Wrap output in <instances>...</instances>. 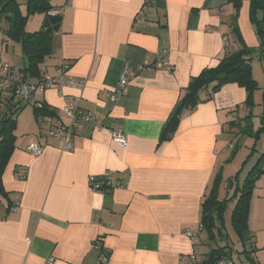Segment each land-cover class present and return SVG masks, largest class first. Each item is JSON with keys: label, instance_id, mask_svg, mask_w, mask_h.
Instances as JSON below:
<instances>
[{"label": "crops", "instance_id": "1", "mask_svg": "<svg viewBox=\"0 0 264 264\" xmlns=\"http://www.w3.org/2000/svg\"><path fill=\"white\" fill-rule=\"evenodd\" d=\"M18 1L21 8L27 3ZM243 1L239 26L246 43L257 47L250 0ZM144 2L52 0L61 22L43 75L56 76L62 63L70 64L71 74L87 82L82 106L98 120L76 130L66 149L62 139L45 134L57 114H36L31 105V114L24 116L27 107L19 114L17 148L4 173L10 198L0 199V264H47L51 257L53 264H189L192 254L202 252L195 247L202 202L228 150L223 139L249 113L245 88L224 85L183 114L171 140L162 142L160 135L191 78L238 46L230 30L234 8L228 0ZM140 12L144 20L136 21ZM39 15L34 30L42 26ZM11 44L5 45L0 30V75L2 63L24 64ZM160 50L174 69L156 67ZM125 66L135 77L128 94L113 102L104 90L119 84ZM78 92L50 87L34 96L61 110L65 96ZM112 131L127 134L128 145L120 146ZM31 142L43 147L41 155L27 151ZM110 171L126 185L94 190L91 177ZM248 225L259 248L254 257L264 264V173L253 191ZM98 240L110 252L107 262L101 261Z\"/></svg>", "mask_w": 264, "mask_h": 264}, {"label": "trees", "instance_id": "2", "mask_svg": "<svg viewBox=\"0 0 264 264\" xmlns=\"http://www.w3.org/2000/svg\"><path fill=\"white\" fill-rule=\"evenodd\" d=\"M243 2V0H228V3L232 4L234 8V13L230 18L231 35L238 46L233 50H226L216 66L207 67L191 78L185 93L178 100L163 126L160 135L162 142L171 140L174 137L185 112L194 109L200 102L211 99L226 84L236 83L245 88L247 92L245 105L249 108V111L255 105L254 95L260 85L254 76L252 62L255 58L264 59V0H250L249 5L250 20L259 40L257 47L249 46L246 43L239 26L238 21ZM152 4L153 2H145L144 6ZM26 7L27 11L23 13L18 0H0V30L4 36V43L8 45L11 41L13 44H18L24 58V64L17 66L21 76L18 78L17 83L13 82V78H16L15 73H2L0 75V80L6 77L11 78V82H13L9 88L0 89V199L8 200L10 192L4 185V173L17 148L16 130L19 114L31 105L34 107L36 114H57L59 119L62 118L59 110L51 108L46 102L36 99L35 96L25 99L17 94L18 87L23 83L37 84L45 76L43 75L42 66L46 58L53 53L54 34L61 22V14L58 13L59 11L55 8L52 0H27ZM50 13L55 15L52 16ZM34 14L43 15L44 20L39 29L29 31L27 25L30 17ZM141 17L143 18V15ZM226 40H228V45L229 39ZM11 66L16 68L15 65ZM37 102H40V106L37 105ZM262 104L264 106V91ZM52 124H55V122H51L49 127ZM49 127L45 128V134ZM249 127L252 129L251 125ZM261 131L260 129L258 137ZM231 149L233 150L231 152L232 157L236 145L233 144ZM256 150L258 149L254 146L253 152L248 155V158ZM263 173L264 151L260 153L256 163L247 172L243 183L237 182L239 174L234 177L235 181L234 178L228 179L227 193L231 188L233 192L228 196L221 197L219 188L223 179V168L220 167L217 170L202 202V215L199 224L201 238L199 241H195L196 249L208 240H213L216 247L207 252H195L193 254L195 259H190L191 263L189 264H222V260L226 259H229L232 264H260L254 257L259 248L254 246V242L250 238L248 224L253 191L258 178ZM102 181V179L95 180L97 183ZM114 182L117 183L116 187L126 185V180H115ZM103 187V193L114 189L113 186L106 184ZM232 201L235 202L231 215L233 229L236 232L235 238H232L227 230L225 221V214L229 203ZM229 238L233 239V244L228 242ZM247 241L251 243V248H249ZM106 255H110L107 249ZM200 255L202 259L198 260Z\"/></svg>", "mask_w": 264, "mask_h": 264}, {"label": "built area", "instance_id": "3", "mask_svg": "<svg viewBox=\"0 0 264 264\" xmlns=\"http://www.w3.org/2000/svg\"><path fill=\"white\" fill-rule=\"evenodd\" d=\"M147 3H152L154 0H145ZM144 2V3H145ZM143 15L142 12H140L135 20L136 21H143V18L141 17ZM225 43L227 44L228 41L225 40ZM158 62L156 67L157 68H166L167 70H172L174 67L167 58V51L166 50H160L158 51ZM62 72L56 76L53 75H45L40 83L34 84V83H23L20 85L17 89V94L21 98L29 99L30 96H34L36 91L41 89H47L50 87H55L58 89H62L66 86L74 87L79 92L75 95H66L65 98L67 99L66 104L59 110L61 112L62 118L59 119L55 124H52L46 131V134L48 137H54L63 139L64 141V147L66 149H70L72 146L71 139L73 134L76 130H80L84 128L85 126L93 125L97 122L98 117L97 115L91 111L87 110L82 106V100H83V93L86 89L87 82L84 78H76L71 74V66L67 63L61 64ZM15 73L14 75L16 78H13V82L17 83L19 81V71L16 68H13L8 63H2V73ZM135 77V73L130 71L127 66L123 69L121 75L119 84L116 87L113 88H106L104 92L107 93L110 100L113 102H116L119 100L120 97L125 96L128 94V86L131 82V80ZM11 78H6L0 80V89H7L9 88L12 83ZM37 105L40 106V102H37ZM112 137L113 139L122 147H126L128 145V136L124 132H118V131H112ZM27 151L33 155V156H39L43 152V147L36 143L31 142L27 146ZM115 172L110 171L106 172L99 176H92L90 180V184L92 188L96 191L102 192V189L104 188V184L116 187V184L113 180ZM97 179H102L103 181L100 183L95 182ZM189 235L195 236V232L189 231ZM96 241V248L101 250V261L107 262L110 255H106V249ZM191 258H194V255L192 254ZM54 258L51 257L47 264H53ZM182 264H187L182 263ZM222 264H232L229 259L222 260Z\"/></svg>", "mask_w": 264, "mask_h": 264}, {"label": "rangeland", "instance_id": "4", "mask_svg": "<svg viewBox=\"0 0 264 264\" xmlns=\"http://www.w3.org/2000/svg\"><path fill=\"white\" fill-rule=\"evenodd\" d=\"M22 11L26 13V5H22ZM40 19L39 14H34L30 17L29 23L27 25V29L29 31H34V27L38 25ZM13 46V44H11ZM17 48L15 50V55H18V52L21 53V47L18 44H14ZM12 46L10 47L12 50ZM14 57L16 58V56ZM17 60V58H16ZM253 72L255 78L258 80L260 88L255 91V105L250 109L249 117L248 115H244L240 117V125L236 126L237 129L233 130L232 133L234 135H227L223 139L225 144L223 147L228 146V150L226 153L222 154L220 157V165L219 168H223V179L221 181L220 185V196L225 197L228 196L233 192V189L231 188L228 190L227 193V185H228V179L234 178L239 174V180L237 182L243 183V180L246 177L247 172L253 167V165L256 163V161L259 158L260 153L264 151V119H263V112H264V106L262 104L263 101V88H264V59H254L253 62ZM27 111L24 114H31V107L28 106ZM25 109V110H26ZM27 117V116H26ZM251 125V128L249 127ZM262 130L258 137L259 130ZM231 133V132H230ZM236 145L235 153L232 154L233 151L231 149L232 145ZM256 146L258 150L254 151V154L248 158V155L253 152V147ZM247 159H249L247 162H245ZM218 168V169H219ZM235 181V178H234ZM235 205V202L232 201L229 203L227 212L225 214V221L227 230L230 232L232 238L236 237V232L233 229V225L231 222V215L233 211V206ZM233 240V239H232ZM231 238H229L228 242L230 244L232 243ZM248 242V241H247ZM238 244V242H236ZM251 243L248 242V246L250 247ZM216 247V244L213 240H208L205 242V244H201L198 249L202 252L210 251L212 248ZM197 253L199 251L197 250ZM195 259V258H190Z\"/></svg>", "mask_w": 264, "mask_h": 264}]
</instances>
